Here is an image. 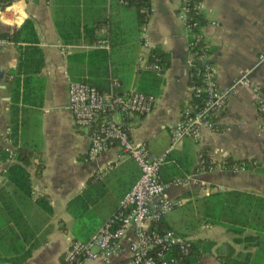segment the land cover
Segmentation results:
<instances>
[{"label": "crops", "instance_id": "1", "mask_svg": "<svg viewBox=\"0 0 264 264\" xmlns=\"http://www.w3.org/2000/svg\"><path fill=\"white\" fill-rule=\"evenodd\" d=\"M54 1L12 0L0 9V34H12L29 20L40 56L32 67L36 72L25 87L26 101L18 106L20 116L13 141L9 76L15 72L21 43L0 51V149L7 154L0 161V264H13L1 235L17 215L16 228L26 233L25 246H33L21 264H64L63 252L73 241L74 232L88 224L98 229L117 210L121 197L138 177V169L130 159L116 163L115 147L92 162L84 160L89 132L74 124L67 109V87L73 81L69 73L73 63L68 57L91 47L83 42L63 46L53 25L57 7ZM81 3L85 7L83 0ZM178 7L179 0H149L147 42L150 48L156 47L169 57L167 68L159 76L137 69L140 29L134 31L130 12L116 11L124 17L125 25L111 56L110 82L119 84L118 92H138L156 99L147 115H130L122 120L129 138L144 144L152 157L168 149V130L190 102L187 63L191 57L186 31L176 17ZM111 12H115L114 7ZM201 18L203 40L209 48L207 63L215 68L218 84L230 86L239 71L249 70L247 79L257 87L264 107V63L256 65L257 54L264 50V0H203ZM61 48L67 53L62 55ZM22 78L20 75V84ZM18 148L31 153L25 168L30 180L28 193L17 190L7 177L8 168L16 163L13 157ZM227 158L246 164L223 169L221 165ZM205 163L214 167L204 170ZM35 167L40 168L36 175ZM158 177L168 186L167 198L176 203L158 226L161 232L170 230L195 243L200 256L191 264H223L227 257L241 263L264 264V110L259 111L252 101L250 87L236 88L213 132H202L197 139L184 138L173 146L165 155ZM174 181L180 184L171 185ZM213 193H233L234 201L226 206L222 220L205 224L204 199ZM38 198L42 201L37 202ZM75 198L82 200L86 210L78 221L67 210ZM156 203L154 199L152 206ZM131 240L129 229L120 251L110 259L82 264H121L128 259Z\"/></svg>", "mask_w": 264, "mask_h": 264}, {"label": "built area", "instance_id": "2", "mask_svg": "<svg viewBox=\"0 0 264 264\" xmlns=\"http://www.w3.org/2000/svg\"><path fill=\"white\" fill-rule=\"evenodd\" d=\"M203 0H179L177 20L187 34V49L191 59L187 66L193 70L197 84H188L190 102L181 111L179 120L168 130L169 147L159 157H152L142 143L133 142L123 126L122 120L130 115L145 116L154 108L156 99L138 92H118L119 84L112 81L107 91L99 92L82 82H70L67 87V109L74 124L89 132V145L85 161L92 162L108 149L118 150L116 163L130 159L138 169V177L130 189L121 197L117 210L86 241H70L62 256L64 264L106 261L120 251L121 241L131 229L132 240L128 244V259L121 264H176L168 254L176 248L180 256L188 253L187 241L166 230L149 229V223L159 222L176 206L166 196L167 185L158 177L166 153L184 138L197 139L202 132H213L216 121L223 112L227 99L236 93L238 86L251 88V99L257 109L264 107L258 97V89L249 83V70L239 71L238 78L230 86L217 82L215 68L209 63L208 46L202 35L203 26L193 16L202 17ZM149 16V11L147 12ZM16 17V13L12 12ZM148 18V17H147ZM0 36V51L16 44L10 37ZM141 53L137 69H146L159 76L161 67L148 62L150 46L147 42L145 24L140 27ZM91 49H107L105 41H97ZM62 55L67 51L60 49ZM264 63V50L256 56V65ZM190 76V73H189ZM179 181L171 183L179 185ZM157 203L152 206V201Z\"/></svg>", "mask_w": 264, "mask_h": 264}, {"label": "trees", "instance_id": "3", "mask_svg": "<svg viewBox=\"0 0 264 264\" xmlns=\"http://www.w3.org/2000/svg\"><path fill=\"white\" fill-rule=\"evenodd\" d=\"M11 1L12 0H0V9L8 6ZM30 1L36 2L37 0ZM54 3L57 7L55 6L53 11V25L56 35L64 47L79 42L91 46L101 40L105 41L108 46L107 49L95 48L85 52L71 53L68 57V61L73 63V69L69 70L70 75L73 76L72 82L85 83L94 87L99 92L107 91L112 79V76L108 72L111 64V56L113 49L119 44V31L122 30L121 27L125 25L124 17L120 14H116V11L122 9V11L130 12V19L134 31L138 33L140 27L147 21L149 0H83L85 7H81V0H55ZM106 3L107 8L105 7ZM112 7H114L115 11L113 13L111 12ZM192 19L199 21L200 24L202 23V18L199 16H193ZM7 35L5 33L0 34V36ZM10 37L15 44L21 43V46L17 47L18 60L15 72L11 73L9 76V126L10 138L14 141L18 117L20 116L18 106H22L24 101H26L27 91L25 87L29 79H31V74L36 72V68L32 69V67L34 63L37 64L40 56L36 48L37 40L34 30L29 20H25L18 30L10 34ZM168 59V54L160 51L156 47L150 48L147 56V61L158 64L162 72L168 66ZM195 68H201V66L197 63L194 64L192 72L191 70L189 71L190 76L188 84L198 83L197 78L192 75ZM20 75L23 76L21 84L19 80ZM6 157L7 154L0 149V161L5 160ZM13 159L16 163L8 168L7 177L17 190L22 193H28L30 190V180L29 174L25 168L30 164L31 153L24 148H18L15 150ZM241 163L246 164V162H232L227 158L223 161L221 167L223 169H229L231 166H236ZM203 166L204 170H208L213 168L214 164L205 163ZM39 169V167H35V175L38 174ZM234 196L233 193H213L205 197V209L202 212L203 223L215 224L219 220H222L223 216L227 213L226 206L230 203L232 204ZM36 201L40 202L42 199L38 198ZM82 203L80 198H75L67 205V210L72 213V216L75 217L77 221L78 218L82 217L86 212L85 207H82ZM4 204L3 202V207L8 211V207ZM13 219L15 220L12 223L13 225L5 228L1 236L8 244L11 253L10 261L13 264H21L30 256L33 246L28 248L25 246L26 233L24 230L16 228V222L19 220V216H14ZM149 229L161 232L158 222L151 223ZM97 230L95 224H88V226L83 227V229L79 228L74 232L73 241H86L94 235ZM175 234L176 233H174V235ZM187 247L188 253L186 255L180 256L175 248L168 254V257L174 258L176 264H191L195 262L200 256L197 251V246L195 243L187 242ZM223 264L249 263H241L240 261L227 257L223 260Z\"/></svg>", "mask_w": 264, "mask_h": 264}]
</instances>
